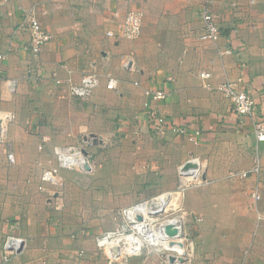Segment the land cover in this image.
I'll return each mask as SVG.
<instances>
[{"label":"crops","instance_id":"crops-1","mask_svg":"<svg viewBox=\"0 0 264 264\" xmlns=\"http://www.w3.org/2000/svg\"><path fill=\"white\" fill-rule=\"evenodd\" d=\"M207 1L212 2L222 31L214 44L199 38L200 10ZM245 1H0V55L5 57L0 60V111L15 114L7 145L16 162L34 170L29 177L24 172L20 180L7 184L0 171V246L8 235L27 240L10 264H70L75 259V239L80 234L68 227H75L74 218L80 220L81 214H67L71 221L56 219L46 209H52L51 193H56L55 197L60 194L49 188L38 192V185L42 169L56 165L55 157L50 164L42 161H46L47 152L76 144L89 148L86 151L93 157L96 177L101 172L114 178L129 177V187L140 171H149L151 166L169 170L195 157L206 166L204 175L210 182L193 189L188 197L190 212L204 218L199 238H220L225 245L239 241L240 264H264V142L254 135L256 125H264V25L255 28L244 21L240 6ZM258 6L253 9L263 18L264 4ZM29 9L53 37L37 58L25 49L30 42L25 24ZM136 10L144 13L137 40L107 36L110 31L118 34L126 14ZM227 49L233 53L225 55ZM129 60L131 68L126 69ZM201 72L213 77L205 82ZM87 73L100 78L89 101L72 98L66 86L54 81L55 76L79 83ZM109 74L119 80L116 91L107 88ZM239 78L256 104L255 113L244 119L216 89ZM155 88L168 93L166 100H148L146 92ZM149 106L162 114L169 126L186 129L194 136L200 132L198 143L170 130L155 132L147 117ZM257 163L259 172L255 173ZM243 172L249 175L240 178V186L227 183L228 175ZM72 175L64 174L67 181ZM27 184L47 196V208L38 205L39 200L27 212L14 206L26 199L22 195L28 193ZM6 187L18 196L6 198ZM64 187L68 193L73 186L67 182ZM255 191L261 196L258 202L252 198ZM199 192L205 194L203 201L197 200ZM98 207L116 206L106 200Z\"/></svg>","mask_w":264,"mask_h":264},{"label":"rangeland","instance_id":"rangeland-1","mask_svg":"<svg viewBox=\"0 0 264 264\" xmlns=\"http://www.w3.org/2000/svg\"><path fill=\"white\" fill-rule=\"evenodd\" d=\"M258 4H260L259 6L263 5L264 0H247L240 6L245 15L244 21L246 20L245 22L250 27L253 26L256 28L258 25H264V17H258L257 14L259 13L254 11V9H257L255 7ZM102 35L106 37V30L102 32ZM261 52H264V50ZM261 56L264 57V54ZM7 140L8 136L6 138V144L0 148V171L5 176L6 184L13 180H20L24 172H27L29 177V172L34 171L30 168L27 169V166H19L18 162L13 165L8 163L5 153ZM86 150L89 152L88 147ZM47 153L48 155L43 158L46 161H42L50 164L54 158V150L52 153ZM97 154H101V151L97 152ZM49 159L51 161L48 162ZM88 159L91 165L90 171L69 170L62 172V178L65 181L64 186L68 182L69 185L73 186V192L71 189L70 192L65 193L64 186L50 187L52 192H57L60 195L55 197L56 193H51L52 209H46V212H52L56 219L61 218V221L63 219L71 221L72 218H66L65 216L72 212H79L81 214L80 220L77 217L74 218L73 223L75 227H70L71 224L68 227L70 231L73 230V232L80 234V239H75L77 243L76 254L75 259L72 258L71 260L73 261L70 264H111L108 249L98 245V238H103L108 234H111V243H109L112 245L109 248L111 253H114V257L123 254L113 264H240V242L234 241L225 245L226 242L219 241L220 238L214 241L200 239L199 232L201 233L200 228L203 226L204 218L198 212H190L188 209L189 193L193 189H201V187L203 188L210 183L203 178L206 172V166L202 162H200L202 164L201 174H195L193 176H185L180 171L184 164L191 158L184 164L176 168H170L169 170L158 169V166H156V169L151 166L148 169L149 171H140L141 174L133 176L132 183L129 187V185H126L130 179L129 177L127 179L114 178L108 175L104 176L103 172H101L100 177H96V171L93 169V157L88 156ZM65 172L73 174L68 181L66 179L67 177L64 176ZM226 180L230 185L240 186L239 177H231L228 175ZM27 185L28 193L22 196L26 199L29 197L28 200H22L18 204L14 203V206H20L19 210L27 212L31 210L34 202L39 200L38 205L47 208V196L36 193L34 187L29 184ZM77 187H79V190H77ZM61 193L63 194L61 195ZM167 193L170 204L167 205L164 212H159L160 214L154 213L151 216V219L156 220L155 223L152 222L149 224V220L143 219L145 218L143 214L134 212L135 214L133 213V217L130 216L131 218L123 215L125 209L131 208L135 210V207L150 202L152 199ZM198 194L197 200L203 201L205 194L202 192ZM4 196L6 198H15L18 195L12 192L9 193V189L6 187ZM106 200L113 202L116 207L112 209L99 208L100 202L104 204ZM4 203H6L5 200ZM78 203L81 208L77 209ZM124 204L126 206H123ZM178 218L182 221L181 230L184 232L183 243L186 247V253L189 250L191 255L189 257L185 256L186 254L181 255L179 253L169 252L163 244L161 246L152 245L156 242L154 241L156 239V229L154 226L164 221H176ZM171 224V222L168 223V225ZM95 229L97 232H93ZM150 229L152 230L150 231ZM89 230L92 231L89 234L84 232ZM159 233L161 234L162 232L159 231ZM161 237H164V235L159 236V238ZM162 243L165 244V242ZM176 256L181 257L179 262H176L178 259Z\"/></svg>","mask_w":264,"mask_h":264},{"label":"built area","instance_id":"built-area-1","mask_svg":"<svg viewBox=\"0 0 264 264\" xmlns=\"http://www.w3.org/2000/svg\"><path fill=\"white\" fill-rule=\"evenodd\" d=\"M1 3L16 2L18 0H0ZM200 17L202 21V30L199 38L204 42L217 43L222 37L221 27L219 26L216 16L213 11L212 2L207 1L200 10ZM144 13L141 11H129L121 24V30L118 34L110 31L107 36L110 38L126 39V40H137L142 33ZM25 24L30 35V42L25 48L28 50L34 58H37L42 49L52 40V35L47 32L40 22V19L36 15L33 9L25 11ZM232 50H225L224 54L231 55ZM5 57L0 55V60ZM124 67L126 69L131 68V61H126ZM212 74L209 72H201L200 78L205 82H208L212 78ZM54 81L57 86H66L68 93L72 98L89 101L95 90L100 85V78L95 73L84 74L79 83L74 82L71 78L66 80L57 79L54 76ZM244 81L239 78L237 81H226L221 83L216 89L219 91L226 99L230 100L232 103L233 110L238 115L239 118L244 119L246 117L252 116L255 113V101L254 98L248 93L244 88ZM209 87V84H206ZM119 87V80L113 75H108L107 88L112 91H116ZM146 96L151 103L162 102L168 97V93L164 89H149L146 92ZM150 103V104H151ZM146 107L148 105L146 104ZM147 111V117L151 128L155 132L163 133L170 130L173 134L181 135L187 137L190 141L198 143V137L200 132L194 135H190L186 129L178 128L175 126H169L166 118L160 114L156 109L149 106ZM15 120V114L12 112H2L0 111V148L2 145L6 144V138L9 133L10 125ZM254 135L258 142H264V125L257 124L254 130ZM48 138H44V142H47ZM40 150L44 149L43 145H40ZM85 148L81 144L67 145V146H56L54 148V157L56 159V165L43 168L40 174V182L38 185V191L41 193L47 192V188L50 187H62L64 181L62 178L63 171L78 170L85 171L91 170L90 161L88 156L84 154ZM7 159L10 164L16 163V158L11 150L10 145H7ZM191 160H198L192 157ZM181 171V170H180ZM253 172H259V163L255 166ZM231 177L246 178L248 177L247 172L243 173H231ZM252 198L255 202L260 201L261 196L258 191L252 194ZM133 209H125L123 215L127 218L133 215ZM133 217V216H132ZM131 218V217H130ZM111 234L104 236L103 238H98V245L104 246L108 249L109 258L111 264L117 261L123 254L118 257H114L109 248L112 246L109 244ZM27 240L14 235H8L3 240L0 246V264H10V262L17 257L24 250ZM122 252V251H120ZM123 253V252H122ZM187 257L191 256L189 250H187ZM183 256V257H185ZM185 260V259H184ZM45 264V263H43Z\"/></svg>","mask_w":264,"mask_h":264},{"label":"bare ground","instance_id":"bare-ground-1","mask_svg":"<svg viewBox=\"0 0 264 264\" xmlns=\"http://www.w3.org/2000/svg\"><path fill=\"white\" fill-rule=\"evenodd\" d=\"M198 161L199 160H191V161H188L186 164H184V166L181 168L182 169L181 171L184 173L185 176H193L195 174H198V175L201 174V170L197 166L199 165ZM168 204H170V199L167 193V194H164L157 198L152 199L150 202H146L144 204H141L135 207L134 208L135 210H133V213L135 212L137 214H143V216L145 217L143 219L149 220V224L152 222L155 223L156 220L151 219V216L154 213L164 212ZM170 222L172 224L168 225V223ZM154 227L156 229L155 230L156 239H154V241L156 242H154L152 245L161 246L163 244L166 246L165 248H167L166 250H168L169 252L176 253V254L179 253L181 255L186 254V247L184 246V243H183L184 232L181 230L182 221L180 220V218H178L176 221L172 220V221H164L163 223H158ZM151 230L152 229H150V231ZM159 231H161L162 233L160 234ZM161 235H164V237L159 238V236ZM162 242H165V244ZM109 243H111V241ZM176 257L178 258V259L176 258L177 259L176 262H179V259L181 257L180 256L179 257L176 256Z\"/></svg>","mask_w":264,"mask_h":264},{"label":"water","instance_id":"water-1","mask_svg":"<svg viewBox=\"0 0 264 264\" xmlns=\"http://www.w3.org/2000/svg\"><path fill=\"white\" fill-rule=\"evenodd\" d=\"M94 141H97L96 137H94ZM85 156H88L89 153L87 151H84ZM204 179H206L205 175L203 176Z\"/></svg>","mask_w":264,"mask_h":264}]
</instances>
